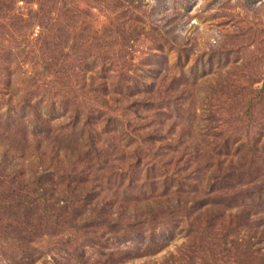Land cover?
<instances>
[{
  "label": "rangeland",
  "instance_id": "374dc122",
  "mask_svg": "<svg viewBox=\"0 0 264 264\" xmlns=\"http://www.w3.org/2000/svg\"><path fill=\"white\" fill-rule=\"evenodd\" d=\"M0 264H264V0H0Z\"/></svg>",
  "mask_w": 264,
  "mask_h": 264
}]
</instances>
